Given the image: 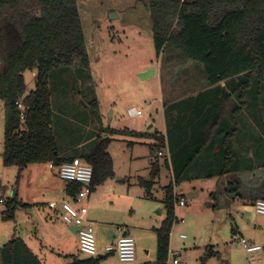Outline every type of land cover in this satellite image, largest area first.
Listing matches in <instances>:
<instances>
[{
	"label": "trees",
	"instance_id": "obj_1",
	"mask_svg": "<svg viewBox=\"0 0 264 264\" xmlns=\"http://www.w3.org/2000/svg\"><path fill=\"white\" fill-rule=\"evenodd\" d=\"M146 9L156 55L159 56L167 46H171L188 60L202 65L207 90L199 92L197 97L201 96L202 99L215 93L227 96L228 92L238 96L246 94L252 108L253 102L258 105L263 102V106L251 108L253 121L258 122L257 116L260 114L264 116V0H147ZM89 70L88 48L77 0H0V100L5 113L2 162L6 167H17V177L20 170L31 164L60 165L78 159L93 169L91 191L113 178L112 159L107 151L111 139L101 137L92 130L91 117L84 115L81 118L77 112L72 116L76 120H73L75 125L84 131L88 128L90 135H96L92 145L83 149L81 138L73 145L77 151L66 154L57 139L56 128L70 115L58 113L53 107V93L61 91L60 87L63 86L57 79H62L61 84L67 83L66 72H77L79 75L72 83L76 92L74 97L84 96L83 101L94 106L96 101H91L88 94L91 93ZM27 71L35 73V88L28 93L24 79ZM52 76L55 77V85L51 84ZM80 77L83 80L81 84L78 83ZM222 83L224 86L220 88ZM190 99L166 108L171 126L166 124L165 138L157 134L152 136L155 141L160 139L162 146H156V143L150 145V149L157 151L158 148H165L167 143L170 158L164 166L171 170L174 184L185 178H197L195 159L205 152L211 155L210 148L215 145H206V140L214 135L203 132L191 135L196 137L194 143L180 145L178 141L182 137V126L190 125L196 129L207 126L211 121L212 109L224 104L207 102L202 104L203 109L194 106L188 112L182 108L186 103H200L197 98ZM19 102L22 110L18 109ZM261 127L264 133V118ZM116 134L142 136L126 131ZM225 136L222 138L225 139ZM252 136H257L264 148L263 137L258 134ZM224 146H220L215 154L218 162L210 167L211 173L207 176L236 174L238 187L234 192L238 196L251 202L264 201V177H261L259 185L250 184L240 191L238 175L248 171L254 174L253 163L242 161L239 152ZM156 166H153L151 177L156 174ZM260 167L264 171V163H260ZM151 181L143 183L145 189L151 188ZM80 188L79 183H72L68 186V194L74 196ZM172 190L170 184L164 198L166 218L155 230L156 264L166 262L169 236L176 221L174 204L181 198L173 196ZM6 204L7 209L2 217L12 220L15 199ZM0 260L2 264H42L21 239H11L3 245ZM69 264H100V258L73 257Z\"/></svg>",
	"mask_w": 264,
	"mask_h": 264
},
{
	"label": "rangeland",
	"instance_id": "obj_2",
	"mask_svg": "<svg viewBox=\"0 0 264 264\" xmlns=\"http://www.w3.org/2000/svg\"><path fill=\"white\" fill-rule=\"evenodd\" d=\"M146 5L147 0H77L91 67L88 71L91 93L88 94L96 103L92 106L83 101L84 96L74 97L76 92L72 83L79 75L77 72H66L67 83L61 84L59 77L57 82L63 86L61 91L53 93L55 110L70 114L68 120L56 128L58 143L62 148H69L68 153L77 151L73 145L81 138L84 149L92 145L96 137L74 124L76 120L72 116L76 112L81 118L84 115L91 117L92 130L111 139L107 151L112 159L114 176L95 187L99 205L86 204L87 211L95 214L90 220L95 223L96 237L100 238L98 229L105 220L117 227L127 226L134 240L135 264H156V233L152 228H159L166 218L165 192L172 184L173 196L182 195L186 199L185 206L174 204L176 221L168 245L169 250L178 252L179 264H264V216L256 214L254 202L233 204L228 201V206L216 207L204 182L174 184L171 170L164 166V149H150L154 143L162 146V141H155L153 134L165 138L166 124L171 126L169 113H165L169 100L195 96L206 76L201 64L188 60L171 46L156 55ZM151 68L156 72L153 76L144 80L138 77ZM34 75L30 71L24 73L26 93L35 88ZM81 77L79 84L83 81ZM51 84L55 85L53 76ZM259 105L263 106V102ZM259 105L253 102V108ZM132 109L141 114L132 116L129 112ZM4 124V104L0 100V199L4 200L0 203V248L14 232L13 221L4 220L2 215L7 209L6 203L19 187L18 168L6 167L2 162ZM120 131L142 136L116 134ZM262 137L264 144V135ZM40 164L51 182H61L52 170L45 169L47 163ZM155 164L157 171L151 177ZM150 179L151 188L147 190L143 183ZM242 189L240 185V191ZM117 195L130 197L133 201L123 203ZM39 200L46 202L48 198L40 197ZM113 201L115 205H112ZM15 229L20 231L22 225ZM137 229L146 230V233H135ZM238 231L249 243L261 246L257 261L251 262L245 249L233 240ZM181 235L185 238L181 239ZM73 254L80 259L87 258L76 250ZM115 259L107 257L109 264H121Z\"/></svg>",
	"mask_w": 264,
	"mask_h": 264
},
{
	"label": "crops",
	"instance_id": "obj_3",
	"mask_svg": "<svg viewBox=\"0 0 264 264\" xmlns=\"http://www.w3.org/2000/svg\"><path fill=\"white\" fill-rule=\"evenodd\" d=\"M201 86V89L198 87L196 90V95L201 91L207 90L206 84H201ZM223 86L224 84L222 83L220 88ZM196 95L169 100L167 106L173 107L174 105H177V103L183 104L185 102L184 100L189 98H197V101H200V103H195L194 105L192 101L190 103H186L185 107L182 108L188 112L189 109L194 106H196V109H203L204 106L202 104H206L207 102L214 103V101H216L224 104L212 109V115L210 117L211 121L210 124H207V126L196 129L190 125H183L181 128L183 130L182 137L178 142L180 145L192 144L195 142L196 137H192L191 135L203 132L214 135L206 140V145L214 143L216 148L213 149L215 145L210 148L212 149L211 155H207V152H205L199 159H195L196 162L194 167L197 170V178H185L180 182H204L206 186H208L206 189L209 191V195L215 200L216 207L225 205L228 206V201H232L233 204L240 201L248 203V201L243 199L242 196H238V193L234 192V189L237 186L235 179L237 177L236 174L231 173L223 176L212 177L207 175L211 173L210 167L214 166L213 164L218 162V160L214 157L215 154L218 153L220 146L225 144V148H231L233 151L239 152L242 161H252L253 163L252 165L249 162L252 167L254 166V174H251V171H248L242 172L238 175L241 186L248 187L250 184L259 185L262 177L260 175L263 170L260 167V163H262L261 161H264V148H262V141L257 139V136H254L255 138H253L252 135L258 134L262 137V134H264L261 127L264 116L260 114L257 116L259 121H253L250 99L246 96V94L238 96L235 93L231 94L228 92L227 96H225L221 93H215L209 97L203 96L202 99L201 96L197 97ZM86 130L88 131L89 129L86 128ZM223 135H227L225 136V139L222 138ZM163 149L164 157L169 162L166 155V150H168L167 143H165V148ZM253 150H256V152H253ZM64 152L68 154L69 148L66 150L64 149ZM168 154L170 158V153ZM41 168H43L41 164H31L20 170L19 177H17L19 178V187L16 189L12 198L15 199L16 202L14 217L10 220L13 221L14 232L13 234H10L11 238H8V240L5 241L8 242L11 239H21L42 264H65L69 258L75 257L73 254L75 250L79 253L77 235L76 233H72L70 231L71 226L66 225L61 217V201L69 200L72 196L68 194V186L65 185L61 179L58 178L62 183L51 182V179L46 176L47 172ZM45 169L47 171L50 170L48 168V164ZM53 174L58 177L56 173ZM97 192L98 191L94 192V189L92 190L89 198L87 199V204H92L94 206L99 205ZM40 197H47L48 200L46 202H42L39 200ZM180 197L185 199L182 195ZM116 198H121V196L117 195ZM121 199L123 200V203L128 200V204L133 201L130 197ZM50 202H56L57 207L55 209H50L48 207ZM112 205H115L114 201L112 202ZM94 215L95 214L93 212L89 213L88 211L87 218L90 220V218L94 217ZM113 216L116 215L114 214ZM20 225H22V229L17 231L15 228ZM125 227L130 235L131 231L129 227ZM116 228L117 226H114V224L105 220V224L100 225V228L98 229L100 230V238H97L100 252V264H109L107 257L110 258L112 256L115 258L113 254L105 253L104 248L114 244L117 237ZM152 230L155 231L156 229L152 228ZM140 231L146 233V230H134L135 233ZM232 232H234V230H232ZM238 233L240 232L238 231ZM176 253L178 254V252Z\"/></svg>",
	"mask_w": 264,
	"mask_h": 264
},
{
	"label": "built area",
	"instance_id": "obj_4",
	"mask_svg": "<svg viewBox=\"0 0 264 264\" xmlns=\"http://www.w3.org/2000/svg\"><path fill=\"white\" fill-rule=\"evenodd\" d=\"M18 109L22 110L21 103H17ZM132 116H138L141 114L139 110H130ZM23 119V115L20 116ZM24 128V127H23ZM162 155V153H158ZM166 155L169 160L168 150ZM48 168L52 170L56 175L69 186L72 183H79L81 185L80 190L75 193L69 200H63L60 203L62 210L63 222L71 227H76L78 239V251L80 254L87 257L98 258L100 255L97 237L94 230L95 223L87 218V199L91 194V182L93 177V169L88 164H82L80 160L74 159L70 162H65L60 165L48 163ZM0 203H4L3 199H0ZM176 205L184 206L185 199L179 198ZM50 209L57 207L56 202H50L48 204ZM255 212L259 216H264V201L258 200L254 202ZM117 237L113 245L106 246L104 252L107 254H113L116 260L121 264H135V245L133 238L129 235L127 228L118 226L116 228ZM180 238H185L183 235ZM233 240L242 246L249 256L251 262L258 260L256 255L262 252V248L259 245L251 244L245 240L238 232L233 235ZM264 261V259H263ZM165 264H179L178 254L168 249L167 259Z\"/></svg>",
	"mask_w": 264,
	"mask_h": 264
},
{
	"label": "water",
	"instance_id": "obj_5",
	"mask_svg": "<svg viewBox=\"0 0 264 264\" xmlns=\"http://www.w3.org/2000/svg\"><path fill=\"white\" fill-rule=\"evenodd\" d=\"M110 17H111V16H110ZM154 74H155V69H154V68H151L149 71L139 74L138 77H139L140 79L144 80V79H147V78L153 76ZM77 230H78V229H77L76 227H71V228H70V231H71L72 233H76ZM99 258H100V257H99Z\"/></svg>",
	"mask_w": 264,
	"mask_h": 264
}]
</instances>
